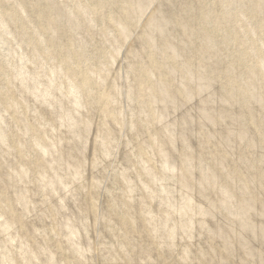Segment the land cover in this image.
<instances>
[{"label": "rangeland", "instance_id": "374dc122", "mask_svg": "<svg viewBox=\"0 0 264 264\" xmlns=\"http://www.w3.org/2000/svg\"><path fill=\"white\" fill-rule=\"evenodd\" d=\"M0 264H264V0H0Z\"/></svg>", "mask_w": 264, "mask_h": 264}]
</instances>
